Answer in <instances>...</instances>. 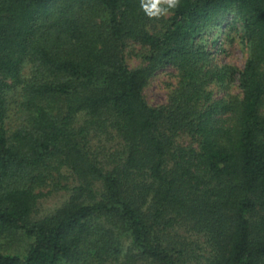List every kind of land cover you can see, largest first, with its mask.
<instances>
[{"label": "trees", "instance_id": "trees-1", "mask_svg": "<svg viewBox=\"0 0 264 264\" xmlns=\"http://www.w3.org/2000/svg\"><path fill=\"white\" fill-rule=\"evenodd\" d=\"M232 30L241 69L216 59ZM166 68L177 85L150 105ZM103 135L119 147H94ZM0 264H264V0H180L160 18L140 0H0Z\"/></svg>", "mask_w": 264, "mask_h": 264}, {"label": "rangeland", "instance_id": "rangeland-1", "mask_svg": "<svg viewBox=\"0 0 264 264\" xmlns=\"http://www.w3.org/2000/svg\"><path fill=\"white\" fill-rule=\"evenodd\" d=\"M217 35L221 37L224 43V48L226 52L223 54L217 55V61L219 63H229L234 65L237 68H243L246 60L249 56V50L243 44L242 41V32L232 30L230 33L226 32H219ZM145 53V48H143L140 44L135 42L129 41L126 43L125 46V54H126V61L131 68H136L144 64L143 54ZM30 65L26 66L25 72L28 73L30 70ZM178 76L177 71L173 68H166L164 70L159 71L155 76H153L150 80L148 85L145 87L144 95L146 100L150 105L159 106L164 104L168 101L170 94L172 93L173 89L177 85ZM210 89L213 90V97L214 98H221L224 96V91L216 85L212 84ZM232 93L240 92V88L238 86V81L232 83V85L228 89ZM11 109L9 111V117L7 122L13 123L15 120V100L18 98V92L15 91L11 93ZM102 138L103 142H99ZM106 135L95 137L92 140V145L94 147L97 145H103L108 151L115 150L119 147L118 141ZM180 143L187 144L190 141L189 137L184 136L180 138ZM66 173H68L66 171ZM66 181L64 184L68 183L69 185L74 184L73 177H70L68 174ZM51 187H47L44 189L45 192H48ZM69 192L65 189L53 190L52 192L46 193L45 196L40 198L39 203L33 213V217L38 219L40 217H44L53 213L58 207L62 205V203L69 197ZM25 242H21L16 240L14 243V248L22 250V245ZM22 244V245H21ZM21 246V247H20Z\"/></svg>", "mask_w": 264, "mask_h": 264}, {"label": "clouds", "instance_id": "clouds-1", "mask_svg": "<svg viewBox=\"0 0 264 264\" xmlns=\"http://www.w3.org/2000/svg\"><path fill=\"white\" fill-rule=\"evenodd\" d=\"M180 0H140V6L149 18H160L178 7Z\"/></svg>", "mask_w": 264, "mask_h": 264}]
</instances>
